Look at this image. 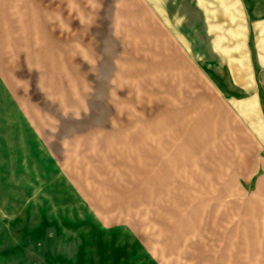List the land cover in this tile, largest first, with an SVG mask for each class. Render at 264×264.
<instances>
[{"label": "rangeland", "instance_id": "rangeland-1", "mask_svg": "<svg viewBox=\"0 0 264 264\" xmlns=\"http://www.w3.org/2000/svg\"><path fill=\"white\" fill-rule=\"evenodd\" d=\"M174 4L0 0V264H264V0Z\"/></svg>", "mask_w": 264, "mask_h": 264}, {"label": "crops", "instance_id": "crops-1", "mask_svg": "<svg viewBox=\"0 0 264 264\" xmlns=\"http://www.w3.org/2000/svg\"><path fill=\"white\" fill-rule=\"evenodd\" d=\"M143 1L147 2L148 7L152 11L153 16L156 15V13H157V15L159 17H161V18L165 19V21H167V19L171 18V15H172L170 13L171 9L174 10V8L176 7L174 3H176V2L179 3L178 9L183 8L182 5H183L184 0H143Z\"/></svg>", "mask_w": 264, "mask_h": 264}]
</instances>
